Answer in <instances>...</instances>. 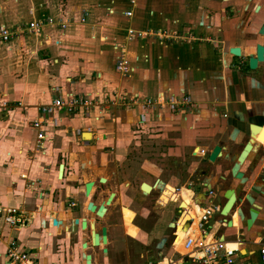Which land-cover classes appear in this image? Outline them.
<instances>
[{"label":"crops","instance_id":"1","mask_svg":"<svg viewBox=\"0 0 264 264\" xmlns=\"http://www.w3.org/2000/svg\"><path fill=\"white\" fill-rule=\"evenodd\" d=\"M246 3L245 0H135L134 3L130 0H0V26L15 28L32 21H46L39 33L22 32L9 42H0V204L20 206L30 215L29 225L6 229L5 234L15 237L38 264H86L84 250L71 241L70 234H89L93 224L98 231L106 226L108 250L102 253L101 247H91L86 251L92 254L93 264H106V261H110L107 264H142L136 261L144 251L133 253L131 248L124 250L120 245L122 239H127L122 208L131 207V202H124L121 182H116L117 170L106 162H99L97 169L83 170L78 158L87 147L79 141L91 144L98 133L95 130L98 124L109 121L115 125L121 115L136 117L142 126H155L166 120L168 124L190 125L200 136L216 140L205 146L208 153L217 142L223 141V156L215 162L208 160L215 171L205 179L214 186L221 173L227 182L237 185L239 180L231 174L228 176L223 162L241 151L250 136L251 124L264 126V62L256 69L249 66V57L256 54L257 44L264 45V34L260 33L264 11L263 5H258V13L253 17V12L245 11ZM125 9H132L133 15H123ZM129 27L175 31L181 37L171 42L153 37L126 41ZM121 44L125 45L132 65L130 77L122 76L116 69ZM235 46L241 48V56L231 53ZM114 92L128 99L188 93L193 106L187 114L169 109L147 110L142 104L104 108V100ZM71 94L94 99L100 106L89 113L53 115L45 123V149H37L32 122L43 117L40 107ZM114 129L115 126L102 134L112 133L115 137ZM262 144L258 141L241 167L251 180L248 186L251 188L264 189ZM92 150L97 158L99 150L95 146ZM61 163H64L62 178L59 177ZM101 173L108 177L106 188L99 187L96 181L93 196L87 197L85 183L97 179ZM127 184L130 188L131 183ZM196 188L190 189L196 202L206 201V195ZM109 192H116L117 196L106 206L103 216L87 209L89 201L98 206L104 203L103 197ZM74 200L78 205L71 207ZM257 203L262 205L264 214V199L259 198ZM119 208L121 224L118 225L114 219ZM55 219L64 224L54 225ZM84 219L88 221L85 232L81 227ZM237 225L228 228L237 230L236 236L244 241L242 248L252 251L255 259L258 246L251 247V242L242 238L244 232L239 231L242 223ZM256 236L264 240L261 231ZM7 239L5 236L0 242V264H12L7 255ZM181 241L174 243L178 251Z\"/></svg>","mask_w":264,"mask_h":264},{"label":"rangeland","instance_id":"2","mask_svg":"<svg viewBox=\"0 0 264 264\" xmlns=\"http://www.w3.org/2000/svg\"><path fill=\"white\" fill-rule=\"evenodd\" d=\"M245 1L247 3L244 9L245 11L253 12V17L256 16L255 13H258L256 10L258 5H263L262 11H264V0ZM6 73H9V70ZM135 118L132 115H121L115 125L109 121L98 124V128L95 129L96 133H98L93 142H90L91 144H87L82 140L79 141L83 143L82 145L87 146L81 150V154L82 158L94 159L91 155L94 154L92 146H95L100 151V155L101 151L104 152L101 155L104 160L100 162H106L117 170L118 180L116 177L115 179L117 184L121 182L122 186L120 189L124 196V202L126 201V204L127 201L131 202V207L124 206L122 208L124 231L132 237H138L140 228L134 223L137 213L138 225L146 233V238H144L143 234L141 241H131L133 253L135 251L137 253L144 251L147 259L155 257V255L156 257H169L175 252L174 243L181 241L186 233L181 231L180 227L176 237L171 234L170 228L161 230L160 223L162 224L164 218H167L165 220L169 222L177 218L179 208L177 203H171L165 208L160 207L156 203L157 194L142 192L140 184L142 181L151 182L155 178L160 177L171 183L165 188L169 190L173 198L180 195L184 198L189 194L192 196V191L187 187H183L180 195L178 192L174 193L175 189H173L172 184L182 188V186L192 183L194 187L200 188L199 185L203 183L204 179L215 171L211 164L208 163L209 161L206 157L208 152L205 146H210L216 140L200 136L194 129L190 128V125L184 123L175 122L168 124L169 120H166L159 125L142 126ZM114 126L116 128L114 129L115 137L112 133L102 134L105 131H112ZM88 136L90 137L91 135L89 134ZM217 143L221 144L223 141ZM202 150H205L206 154L201 152ZM93 163L97 164L98 161L94 159ZM232 163L231 155L223 162L225 168L228 169L229 177L230 174L232 176V173L229 172ZM82 165L85 168V162H82ZM252 175H254V172ZM232 181L235 182L234 180ZM128 182L131 183L130 188L127 186ZM250 182L251 180H247L246 184H244L243 194L252 192V188L248 187ZM239 183L240 181L236 184L239 185ZM101 187L106 188L105 185ZM166 198L168 197L165 196L164 200ZM217 202L223 203V198L219 197ZM218 217L221 218L220 215ZM235 225H237V222ZM263 225L264 218L260 217V220H258L252 230L247 231L242 223L239 231L244 232L242 235L243 239H250V237L258 235V231H261L262 234L264 233ZM218 227L219 225L215 229ZM221 232L232 239H237V230L234 228H223ZM163 242L165 243L164 245L162 244ZM136 264H139V262Z\"/></svg>","mask_w":264,"mask_h":264},{"label":"built area","instance_id":"3","mask_svg":"<svg viewBox=\"0 0 264 264\" xmlns=\"http://www.w3.org/2000/svg\"><path fill=\"white\" fill-rule=\"evenodd\" d=\"M130 2L134 3L135 0H130ZM123 15L132 16V9H125ZM45 22L37 20L15 28L0 26V42H9L22 32L39 33ZM147 37L156 38L161 42H171L181 36L175 31L142 30L134 27L127 28L125 34L126 41H134ZM121 45L116 69L122 76L130 77L133 71L132 65L124 49L125 45ZM3 104H6V101ZM134 104H142L143 108L147 110L165 111L169 109L175 113L187 114L193 106V101L188 93L145 98L135 96L133 99H128V97L114 92L108 95L103 102L104 108L107 109L117 105L129 107ZM96 106L100 105L94 99L79 94L61 96L54 99L50 104L41 106L40 112L43 117L35 119L32 122V127L36 133V148L45 149L44 142L47 139L45 123L49 120L51 121L53 115L58 112H64L68 115H74L80 111L89 113ZM104 108L102 107L101 109L104 110ZM201 152L205 153V150ZM182 189L179 188L174 193L178 192L180 195ZM167 192L169 193V190ZM211 195L212 191L207 192L206 201L201 203L196 202L195 195H192V202L187 207L182 205L184 202L182 195L173 198V201L177 202L179 206V215L174 234L177 237L180 227L184 233L188 232L183 245L185 251L182 252L175 249L174 254L169 257L150 258L143 264H264V240L257 242L258 247L255 252L256 258L254 259L252 251L248 252V250L242 248L244 241L240 236H237V239H230L231 237L221 232L224 227H236L237 225L229 226L227 220H219L218 216H221L222 205L212 198ZM233 219L234 216L232 217ZM29 223L30 215L22 207L0 204V242L5 240V236L8 237L7 255L12 264H38L32 253L24 249L15 237L5 234L6 229L12 230L26 227ZM193 225L194 227L192 228ZM217 225L219 227L215 229ZM190 229L191 231L189 232ZM232 242L238 243L239 246L231 247L230 243Z\"/></svg>","mask_w":264,"mask_h":264},{"label":"flooded vegetation","instance_id":"4","mask_svg":"<svg viewBox=\"0 0 264 264\" xmlns=\"http://www.w3.org/2000/svg\"><path fill=\"white\" fill-rule=\"evenodd\" d=\"M100 151H97L96 154H97V158L94 157V155L92 154L91 157H94V159L96 161H98L97 164H94V159H85V158H82V154L81 155H78V158L81 160V164L82 162H85V168L84 169H97L100 165V161L104 160L102 158V154H104V152L101 151V155L99 154ZM206 154V152L204 153ZM83 166V165H82ZM100 175V176H99ZM98 177H96L97 179L95 180H90V181H93L94 182V185L92 187V191H91V195L90 196H87L86 195V184L90 181H87L85 183V195L87 197H91L93 196V193L95 191V185L97 186L98 184H96L97 182L102 186V185H106L107 182H108V177L104 174H99ZM102 178H105L106 180L104 182L101 181ZM218 179L219 181L217 183H215V185L213 186L212 184L209 183L208 180L204 179L203 183H201L199 186L200 188L196 189L198 192L201 193V195L207 197V192L209 191H212V198H214L216 201L218 200L219 197H222L223 198V203L219 202L222 207L223 205L226 203V197H225V192L227 191V189H230V188H234L236 189L238 184L237 185H233V184H230L229 182H227V178L224 174H221V173H218ZM97 181V182H96ZM148 183L150 186H151V190L149 192H145L142 190L141 186H142V183ZM168 185H171L170 182H166L164 179L158 177V178H155V180L153 181H142L141 184H140V189L142 192L146 193V194H152V193H155L157 194V197H156V203L162 207V208H165L167 207L169 204L171 203H177V202H174L173 201V196L171 195V193L167 192V189L165 187H167ZM99 186V187H101ZM172 187L173 189H175L176 191L179 189L177 186H175L174 184H172ZM192 187H194V185L192 183L188 184L187 188L188 189H191ZM245 189V187H244ZM243 191V190H242ZM252 192H246L245 194H243V192H241L239 195H237V200L235 201V204L233 206V209L231 210L230 212V217H231V220H232V217L234 216V219L232 220L233 224L232 225H235L236 222L237 223H243L245 225V227L247 226V219L250 217V209L251 207H255L259 213H258V216L256 218V220L254 221V224L252 225V227L250 228V230H252L253 226L258 222V220H260V217L261 216H264V214L262 213V205L257 203L259 202V198H263L264 199V189H260L259 187L257 186H252ZM111 193H115L112 201L115 199V197L117 196L116 195V192H109L108 195L104 196L103 199H104V202L108 199V197L111 195ZM107 194V193H106ZM254 195V201H255V204H250L249 201L246 199V195ZM165 196H167L168 198L165 199ZM184 202H183V206L187 207L189 206V204H191L192 202V196L189 194L188 196L184 197ZM111 201V202H112ZM78 205V201L77 200H74L70 203V206L71 207H76ZM107 206V205H106ZM177 207L179 208L178 206V203H177ZM222 210V209H221ZM107 211V209H106ZM240 211L244 214V217L240 214ZM236 215V216H235ZM237 217V218H236ZM172 218V217H171ZM79 219V218H77ZM138 214L136 213V218L134 219V223L140 228V233L138 235V237H132L131 235H128L127 234V239H122V243L120 244L121 247H124V250H129V248H131V241L132 240H138V241H141V237L142 235L146 234L145 233V230H143V228L141 226L138 225ZM167 218H164V221L162 222V224L160 223V228L161 230L162 229H169L171 230V234L172 235H175L174 232H175V229H176V221H177V218H175L173 221H166ZM115 222L119 225L121 224V208L118 209V212L116 214V217H115ZM76 221V220H75ZM80 223V219H79V222L78 224ZM155 224V223H154ZM71 229V228H70ZM173 229V230H172ZM246 229L248 230V228L246 227ZM262 229H264V225L262 226ZM69 230V229H68ZM70 231V230H69ZM129 231V230H128ZM73 232V230L70 231V233ZM69 233V232H68ZM70 238H71V241L75 243L76 246L79 245V247L84 250V255H83V261H85V263L87 264V259H86V256L85 254H90L86 251H89V249L91 247H98L102 249V253H105L104 252V248H107V244H108V229H107V242L104 243L103 241H101V245L99 246H94L93 243H92V238H91V233L89 234H85L83 235V233H73V234H70ZM251 243V247L254 246L256 247L257 246V242L263 240L262 238H260L259 240H257V236H253V237H250V239H248ZM84 241L87 242V247L86 248H83V243ZM165 242V241H164ZM162 243L163 245L165 243ZM173 245V244H172ZM123 250V249H122ZM255 250V249H254ZM123 254V253H122ZM91 255V264H93V256L92 254ZM123 258V257H122ZM147 259L146 257V254H142L140 255V257H138L137 261H141L140 263L143 264L144 260ZM110 262V261H106V264Z\"/></svg>","mask_w":264,"mask_h":264},{"label":"water","instance_id":"5","mask_svg":"<svg viewBox=\"0 0 264 264\" xmlns=\"http://www.w3.org/2000/svg\"><path fill=\"white\" fill-rule=\"evenodd\" d=\"M261 34H264V25L260 30ZM231 53L234 54L235 56H241L242 51L239 46H235L231 48ZM264 62V45L263 44H257L256 47V54L251 55L249 57V66L252 69H256L259 65V63ZM264 126L258 125V124H251L250 125V136L248 140L245 142L243 148L241 149L240 152L231 155V160L233 161V166L231 167V173L232 175L237 178L240 183L237 186L236 189L230 188L227 189L225 192V197H226V203L223 205L222 210H221V217L223 220H227V224L229 226H232L233 222L230 219V212L233 209V206L235 204V201L237 200V195H239L242 192V189L244 187V184H246L248 178L245 175V173L241 170L242 165L246 161L247 157L251 153V151L254 149L255 145L258 143V138L261 135V131ZM238 130V129H237ZM236 130L232 134L231 138L234 140L235 135H236ZM88 135V133H87ZM264 148V143L262 144ZM223 145L222 144H216L211 151L206 155L207 159L211 162L217 161L219 158L223 156ZM230 156V155H229ZM64 163H61L59 166V177L62 178L64 174ZM106 179L102 178L101 181L104 182ZM94 185L93 181H90L86 184V195L90 196L92 187ZM142 190L145 192H149L151 190V186L144 182L142 183L141 186ZM115 193H111V195L108 197V199L102 203L101 205L95 204L93 201H89L87 205V209L93 213H96L97 216L101 217L105 214L106 212V205L110 204ZM254 196V195H253ZM252 195L248 194L246 195V199L249 201V203L255 204L254 197ZM259 211L255 207H251L250 209V217L247 219V228L250 229L252 225L254 224V221L256 220L258 216ZM240 214L244 217V214L240 211ZM79 222V219H76V223ZM42 224L45 225V214H42ZM64 224L62 221L55 219L54 220V225L56 226H62ZM82 230L85 232L88 229V221L84 219L81 224ZM91 238H92V243L94 246H99L101 245V241L104 243L107 242V227L103 226L101 230H97L96 225H92L91 229ZM87 247V242L84 241L83 243V248ZM104 251H107L106 248H104ZM86 259H87V264H91V255L90 254H85ZM9 264V263H8Z\"/></svg>","mask_w":264,"mask_h":264},{"label":"bare ground","instance_id":"6","mask_svg":"<svg viewBox=\"0 0 264 264\" xmlns=\"http://www.w3.org/2000/svg\"><path fill=\"white\" fill-rule=\"evenodd\" d=\"M258 140L260 141V142H262V143H264V128L262 129V131H261V135H260V137L258 138ZM194 227V225L192 226V228ZM191 228V229H192ZM191 229L189 230V232L191 231ZM188 234V232L186 233V235ZM186 235H185V237H186ZM185 237L183 238V240L180 242V251H185V249H184V241H185ZM230 246L231 247H238L239 246V244L238 243H236V242H232V243H230Z\"/></svg>","mask_w":264,"mask_h":264}]
</instances>
